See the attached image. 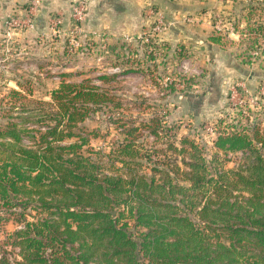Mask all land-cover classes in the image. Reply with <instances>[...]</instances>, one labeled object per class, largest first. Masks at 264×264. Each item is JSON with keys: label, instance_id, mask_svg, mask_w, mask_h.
Instances as JSON below:
<instances>
[{"label": "trees", "instance_id": "16d2710c", "mask_svg": "<svg viewBox=\"0 0 264 264\" xmlns=\"http://www.w3.org/2000/svg\"><path fill=\"white\" fill-rule=\"evenodd\" d=\"M251 24L255 40L264 36L263 18ZM110 95L63 79L51 107L33 116L10 89L0 220L16 222L9 244L18 258L0 264H264V132L254 124L220 133L208 158L196 139L157 132L165 126L153 119L149 133L165 148L139 145L146 124L130 123L105 150L86 121L119 106ZM221 153L242 154L239 166Z\"/></svg>", "mask_w": 264, "mask_h": 264}, {"label": "rangeland", "instance_id": "374dc122", "mask_svg": "<svg viewBox=\"0 0 264 264\" xmlns=\"http://www.w3.org/2000/svg\"><path fill=\"white\" fill-rule=\"evenodd\" d=\"M188 1H208L209 8L165 14L155 3L148 2L139 10L144 20L139 29L108 38L102 33L84 36V30L79 34L70 22L58 26L52 22L47 31H36L34 27L27 35L0 31V124L9 120L2 108L10 89L24 94L18 104L29 108L26 114L36 116L51 107L50 92L65 79L104 88L111 94L109 104L119 103L117 107L98 110L86 121L87 127L98 133L92 139L97 148L115 147L125 136L124 125L130 123L146 124L140 125L145 135L138 139L139 145L144 143L147 148L154 143L157 148H165L167 145L156 143L155 136L149 133L153 119L165 126L156 127L157 132L168 128V132L196 139L208 158L217 150L214 143L220 133L244 131L254 124L264 132V36L255 40L249 32L255 28L251 24L255 18L264 21V0ZM219 1L226 7H219ZM21 2L25 1L18 4ZM3 4L0 0L1 18L24 15L8 14ZM24 4V8L29 4V9L32 0ZM158 20L163 24L156 33ZM176 25L188 32V27L202 26L208 38H165ZM225 54L235 58L233 62L243 63L244 68L232 62L235 68L219 70L217 57L224 63ZM116 67L118 71H114ZM106 74L109 78H100ZM235 89L239 97L232 98L231 91ZM187 97L196 101L206 97L209 102L217 97L218 102L210 103L202 116L199 105H194L197 112H193ZM117 120L121 121L116 123ZM241 156L230 153L225 157L227 167H238ZM16 226L13 216L0 220V258H18L17 250L9 244V234Z\"/></svg>", "mask_w": 264, "mask_h": 264}, {"label": "crops", "instance_id": "0c3cea01", "mask_svg": "<svg viewBox=\"0 0 264 264\" xmlns=\"http://www.w3.org/2000/svg\"><path fill=\"white\" fill-rule=\"evenodd\" d=\"M3 1V5L7 6L6 12L9 13H22L25 14L27 12V7L24 8L26 1L28 0H20L25 1L22 4H18L19 0H1ZM33 1V0H32ZM38 4V10L35 17V28L36 31H47L49 28V24L53 22L54 16L61 15L64 19V23L70 22V13H71V5L75 0H36ZM155 3L156 8H159L165 14H171L175 12H187L199 9L209 8L208 1H201L197 4H193L188 0H87L88 12L84 22L82 23V28L86 31V35L90 33H102L106 38L112 35H123L129 34L132 31L139 29L144 20L141 18L140 9L148 3ZM219 1V7H226V5H222L223 3ZM26 11V12H24ZM2 14L0 16V31H4V33L11 35L14 31L17 35H27L32 28L29 30L23 31L22 29L11 30L6 28L4 21L5 19ZM187 28L190 32L185 31L182 26H174L172 27L164 36L165 38H169L171 40H180L184 38L185 40H202L201 38L207 39L208 32L204 31V28ZM209 27V26H206ZM33 28V29H35ZM20 31V32H17ZM90 34V35H94ZM97 36V35H96ZM204 47V46H203ZM214 50H216V46H213ZM219 57V55H218ZM218 61V68L223 69V71L230 70L233 67L232 62L236 60L230 55L225 54V62L223 63L220 58ZM234 64H238L244 68V64L239 61L233 62ZM235 68V67H233ZM246 69V68H245ZM222 71V72H223ZM245 71V70H244ZM219 88V87H218ZM217 89V88H216ZM218 90V89H217ZM220 90V88H219ZM199 99V98H198ZM187 104H189L194 111V105H199L201 111H199L200 115L206 114V108L210 103L216 104L217 97L214 101H210L206 97H201L200 100H194L192 97H187ZM196 101V102H195Z\"/></svg>", "mask_w": 264, "mask_h": 264}, {"label": "built area", "instance_id": "2783aa9c", "mask_svg": "<svg viewBox=\"0 0 264 264\" xmlns=\"http://www.w3.org/2000/svg\"><path fill=\"white\" fill-rule=\"evenodd\" d=\"M37 10H38L37 1L33 0L31 7L27 10L26 14L12 16L6 19L4 21V24L6 28L11 30L34 28ZM87 10H88L87 0H75L71 5L70 23L73 24L74 31L79 34L83 32L82 23L86 18ZM63 23H64V19L61 15L54 16L53 24H55V26H58ZM161 24H163L162 20H158V23L156 24V33H158L161 30ZM144 33L146 34V32ZM84 36H88V34L86 35V33L84 32ZM118 70L119 67L114 68V71H118ZM231 97L232 98L239 97V90L235 89L231 91Z\"/></svg>", "mask_w": 264, "mask_h": 264}]
</instances>
